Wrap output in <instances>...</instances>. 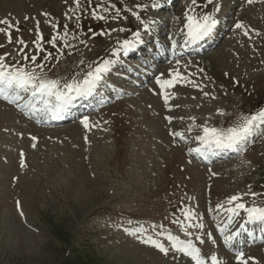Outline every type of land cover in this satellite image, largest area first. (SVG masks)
Returning a JSON list of instances; mask_svg holds the SVG:
<instances>
[{
  "label": "rangeland",
  "instance_id": "obj_1",
  "mask_svg": "<svg viewBox=\"0 0 264 264\" xmlns=\"http://www.w3.org/2000/svg\"><path fill=\"white\" fill-rule=\"evenodd\" d=\"M190 6L217 21L202 45L186 43ZM4 19L13 25L0 24L8 64L32 68L35 55L44 64L37 73L61 86L112 64L85 111H68L63 123L0 98V264H195L169 235L191 240L205 264L212 255L238 264V250L264 264V222L227 211L240 202L264 207V134L249 137L243 152H204L197 139L201 124L227 128L264 109V0H0ZM137 31L134 55L122 43ZM176 71L186 79L161 89L157 78ZM22 95L20 105L32 99ZM232 196L241 200L229 204ZM238 230L226 245L224 234Z\"/></svg>",
  "mask_w": 264,
  "mask_h": 264
},
{
  "label": "snow or ice",
  "instance_id": "obj_2",
  "mask_svg": "<svg viewBox=\"0 0 264 264\" xmlns=\"http://www.w3.org/2000/svg\"><path fill=\"white\" fill-rule=\"evenodd\" d=\"M77 7L80 6V0H74ZM209 4L212 3V0H207ZM248 3H252V0H248ZM192 5L197 4V0H191ZM152 7H160L158 2L153 3ZM115 8V5L112 6ZM137 7H147L137 5ZM116 14H120V9L116 8ZM218 10V9H217ZM104 11H108L107 8ZM131 11V10H130ZM93 15L97 19H106L105 16L98 15L95 11ZM132 15L140 20V15L133 11ZM186 15V43H195L197 41L203 40L207 37L217 24L216 19L211 14L197 15L194 13L193 8L190 6ZM39 22H37L38 24ZM143 24V21H141ZM155 23V21H153ZM0 24L8 25L12 27L11 22L8 19L0 20ZM145 28L148 25H143ZM236 28H243L244 26L241 23H237ZM66 27V26H65ZM0 31H6L5 29L0 28ZM119 31H124V29H119ZM183 31V30H182ZM247 34V33H246ZM67 33H65V37ZM134 40H124L122 43V48L125 52L134 48L137 44L141 43V33L139 31L134 33ZM42 39V37H41ZM9 42H11V36L9 34ZM20 44L24 42L18 41ZM51 43L55 44L56 39L53 38ZM0 47H3L0 45ZM25 47H27L25 45ZM37 48L42 50L40 43H37ZM119 52V49L116 50ZM51 56V53L48 54L44 59H48ZM5 57L0 56V98L7 100L10 103H16L17 107H24L34 112H42L45 116L51 119H60L62 118L63 113H65L68 108L71 106L73 101L78 97H86L93 93L94 89L100 81L104 79L106 73L111 69L112 64L111 60L104 61L102 64L97 65L91 71H88L82 80H72L71 82H65L61 86V82L57 79H49L43 74H38L36 69H41V72L44 68V64H36L37 57L33 55L30 59L34 67L28 68L25 65L20 64H8L5 62ZM25 60H29V57L25 54ZM179 63V61H177ZM163 75V73L161 74ZM178 79H186L182 77L179 71L175 72V75L171 79H159L157 78V84L160 85L161 89L167 87H172L176 84ZM22 94H28L32 99H29L25 105H20L17 102L21 99H24ZM204 95H209L207 92ZM165 102L169 100L167 93L164 94ZM38 101L43 105V107H37V104L33 101ZM220 115H224L223 111H220ZM171 117L169 120L171 121ZM191 120L195 121V117H190ZM81 123L86 129L90 127L89 118L85 116ZM202 129V135L197 136V139L203 145L204 152H215V151H224V150H236L238 152L246 151V145L248 143L249 137L256 134H264V109L259 110L255 114L250 115H240L238 122L227 128H218L213 126H208L206 124L200 125ZM191 131V128H189ZM174 135L184 138V133H174ZM35 140L36 138L33 137ZM35 147V144L33 145ZM198 153L201 152V149H196ZM255 196V193H252ZM241 200L240 196H232L228 203L232 204L235 201ZM218 208L223 209L224 205H218ZM238 210H243L247 214V223H256L264 222V207L258 206H247L245 203H236L234 207L228 208L227 211L232 213L233 216L238 215ZM23 215V213H21ZM185 215L189 218H193V213L189 210ZM241 225L240 228L243 231H247V227ZM198 228L203 227V225H194ZM187 231V229H185ZM221 232L224 233L225 230L221 229ZM135 234V233H133ZM191 235L190 232L187 233ZM242 232L240 230L233 232L232 234H224V243L232 247L236 243L237 237L241 236ZM200 239V237H197ZM169 240L173 241L172 247L177 251L185 253L187 256L191 257L195 264H205V260L202 258V252L199 247H197L191 240L180 241L177 237L169 235ZM145 243H152L156 248H158L165 255L168 254L169 248L165 247L162 243L148 238L144 241ZM203 243V240H201ZM236 260L238 264H249L250 259L254 258H245V254L242 250L236 251ZM211 264H222V261L218 259L216 255L211 256Z\"/></svg>",
  "mask_w": 264,
  "mask_h": 264
},
{
  "label": "bare ground",
  "instance_id": "obj_3",
  "mask_svg": "<svg viewBox=\"0 0 264 264\" xmlns=\"http://www.w3.org/2000/svg\"><path fill=\"white\" fill-rule=\"evenodd\" d=\"M147 29H148V28H146L145 31H146ZM146 32H147V31H146ZM205 39H206V38H204L203 40H205ZM196 43H198V41H197ZM8 60H9V59H8Z\"/></svg>",
  "mask_w": 264,
  "mask_h": 264
}]
</instances>
